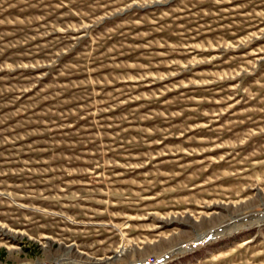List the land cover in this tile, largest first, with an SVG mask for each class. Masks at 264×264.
<instances>
[{"label":"rangeland","instance_id":"374dc122","mask_svg":"<svg viewBox=\"0 0 264 264\" xmlns=\"http://www.w3.org/2000/svg\"><path fill=\"white\" fill-rule=\"evenodd\" d=\"M263 214L264 0H0V264H264Z\"/></svg>","mask_w":264,"mask_h":264},{"label":"bare ground","instance_id":"6f19581e","mask_svg":"<svg viewBox=\"0 0 264 264\" xmlns=\"http://www.w3.org/2000/svg\"><path fill=\"white\" fill-rule=\"evenodd\" d=\"M257 219L259 220V221H261V220H264V214L263 215H260L259 217H257ZM239 223V221H235V222H233V223H231L230 225H228L227 226V230H232V228H233V226H235L236 224H238ZM225 230V229H224ZM203 236V235H202ZM214 236H217V233H215V231L214 232H211V234H210V237H214ZM199 237H201V236H199ZM216 238V237H215ZM205 239H207L206 237H201L200 238V240H198V241H196L195 243H197V242H203ZM210 239V238H209ZM195 243H192V244H195ZM201 244V243H200ZM189 246V245H188Z\"/></svg>","mask_w":264,"mask_h":264},{"label":"built area","instance_id":"2783aa9c","mask_svg":"<svg viewBox=\"0 0 264 264\" xmlns=\"http://www.w3.org/2000/svg\"><path fill=\"white\" fill-rule=\"evenodd\" d=\"M149 263H150V264H155V263H156V260H154V259H150V260H149Z\"/></svg>","mask_w":264,"mask_h":264}]
</instances>
